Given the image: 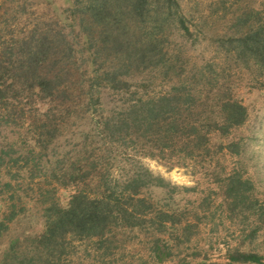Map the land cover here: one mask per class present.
Returning <instances> with one entry per match:
<instances>
[{
  "label": "rangeland",
  "instance_id": "1",
  "mask_svg": "<svg viewBox=\"0 0 264 264\" xmlns=\"http://www.w3.org/2000/svg\"><path fill=\"white\" fill-rule=\"evenodd\" d=\"M84 2L0 0V88L9 86L0 91V220L9 219L0 253L13 237L40 234L49 207L67 206L78 189L101 190L106 180L119 193L138 177L150 215L119 230L112 251L95 240L71 242V264H257L231 261L242 252L264 262V66L239 49L246 33L258 32L264 58V0H175L164 32V58L173 68L130 70L115 86L95 78L94 41L77 14ZM43 33L71 46L70 59L63 55L67 67L57 71L66 98L49 101L36 89L10 87L7 65L17 63L31 36ZM182 80L191 94L200 86L217 99L228 93L246 109L241 125L226 136L212 134L207 156L184 158L153 129L121 124L132 107L175 93ZM234 141L237 151L228 148ZM79 165L91 180L73 181ZM233 174L252 183L245 199L227 192ZM154 209L178 219L177 231L161 235L160 257L152 251Z\"/></svg>",
  "mask_w": 264,
  "mask_h": 264
},
{
  "label": "trees",
  "instance_id": "2",
  "mask_svg": "<svg viewBox=\"0 0 264 264\" xmlns=\"http://www.w3.org/2000/svg\"><path fill=\"white\" fill-rule=\"evenodd\" d=\"M176 6L175 0H85L77 8V14L87 38L94 41L92 51L98 66L96 80L115 86L125 82L121 76L130 70L155 68L166 71L173 68L164 58L167 52L164 32L169 11ZM252 34L249 32L243 36L239 49H246L254 63L264 66L258 32L254 37ZM30 41L19 53L17 63L7 65L10 87L15 90L36 89L41 98L49 101L57 99L60 94L68 97L66 82L59 77V72L67 67L63 55L68 52V59L71 57L68 41L50 37L47 33L36 38L33 35ZM185 86L182 80L175 93L164 94L137 110L132 107L128 116L121 119V124H133L142 131L153 129L164 146L176 150L184 158L209 155L212 134L226 136L231 128L241 125L246 118L245 106L231 94L226 93V98L217 99L215 95L206 94L207 89L201 86L198 90L193 89L192 94L184 90ZM7 88L9 86L4 90L0 88V91L5 92ZM113 128V131L118 129L119 124L114 123ZM113 131H110L111 135ZM229 147L235 151L237 142H230ZM72 171H75V174L71 172L73 181L85 182L93 178L89 170L83 171V166H76ZM140 180L138 177L127 179L124 190L119 193L111 190L106 180L100 186L101 190L78 189L67 206L54 204L49 207L40 234L28 236L23 241L19 236L11 238L0 253V264H71L68 248L75 240H95L100 248L112 251L119 242V230L138 227L150 215L147 209L151 206L145 208L148 198L142 192L145 183ZM225 185L235 199H245L252 188V183L238 174L230 176ZM175 216L177 214L168 209H154L149 218L158 235H155L152 246L155 257H160L159 253L166 246L161 235L169 228L177 231ZM8 220H0V237L8 229ZM230 259L264 264L261 256L255 253H236Z\"/></svg>",
  "mask_w": 264,
  "mask_h": 264
},
{
  "label": "bare ground",
  "instance_id": "3",
  "mask_svg": "<svg viewBox=\"0 0 264 264\" xmlns=\"http://www.w3.org/2000/svg\"><path fill=\"white\" fill-rule=\"evenodd\" d=\"M172 175H174V174L172 173Z\"/></svg>",
  "mask_w": 264,
  "mask_h": 264
}]
</instances>
